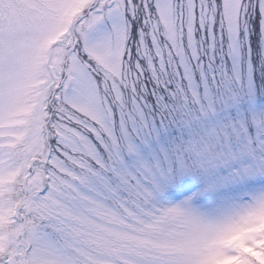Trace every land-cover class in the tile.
<instances>
[{"label": "snow or ice", "instance_id": "obj_1", "mask_svg": "<svg viewBox=\"0 0 264 264\" xmlns=\"http://www.w3.org/2000/svg\"><path fill=\"white\" fill-rule=\"evenodd\" d=\"M0 264H264V0H0Z\"/></svg>", "mask_w": 264, "mask_h": 264}]
</instances>
